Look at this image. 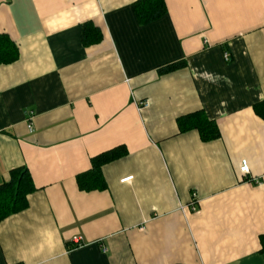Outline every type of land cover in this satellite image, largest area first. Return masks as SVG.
<instances>
[{
    "label": "crops",
    "instance_id": "obj_1",
    "mask_svg": "<svg viewBox=\"0 0 264 264\" xmlns=\"http://www.w3.org/2000/svg\"><path fill=\"white\" fill-rule=\"evenodd\" d=\"M137 1L0 0L18 49L0 65V185L24 167L35 187L0 223V264H264V0H163L147 24ZM197 111L218 139L179 131ZM117 147L105 187L79 190Z\"/></svg>",
    "mask_w": 264,
    "mask_h": 264
},
{
    "label": "trees",
    "instance_id": "obj_2",
    "mask_svg": "<svg viewBox=\"0 0 264 264\" xmlns=\"http://www.w3.org/2000/svg\"><path fill=\"white\" fill-rule=\"evenodd\" d=\"M134 11L140 24H147L160 19L166 13L163 0H138ZM84 39V43L87 41ZM18 57V49L14 42L5 34H0V65L14 62ZM178 65H171L162 72L174 70ZM255 114L264 121V99L254 106ZM178 129L182 132L196 131L202 141L219 138V130L214 121H210L202 111H197L178 118ZM127 155L124 147H117L101 153L90 160V169L76 176L79 190L92 191L105 187L102 167ZM35 191L30 174L26 168L13 169L9 180L0 185V223L9 216L18 213L28 206V195ZM263 238L260 237L263 243Z\"/></svg>",
    "mask_w": 264,
    "mask_h": 264
},
{
    "label": "built area",
    "instance_id": "obj_3",
    "mask_svg": "<svg viewBox=\"0 0 264 264\" xmlns=\"http://www.w3.org/2000/svg\"><path fill=\"white\" fill-rule=\"evenodd\" d=\"M224 59H225L226 61L228 60V55H227V54L224 55ZM146 107H148V102H141L138 108L143 109V108H146ZM29 120H30V119H28V122H27V123H28V124H27V128H28V131L31 132V131H32V126H31V123H30ZM239 171H240L242 174H244V175L248 174L249 169H248V166H247L246 161H242V162H241L240 167H239ZM131 180H132V177L130 176V177H127V178L122 179L121 182H122V183H128V182H130ZM190 205H191V206H190L191 211H195V210H196V207L194 206V203H191ZM184 209H185V207H181V210H184ZM73 242H74L75 244H77V245H81L82 240H81V238H75V239L73 240Z\"/></svg>",
    "mask_w": 264,
    "mask_h": 264
}]
</instances>
